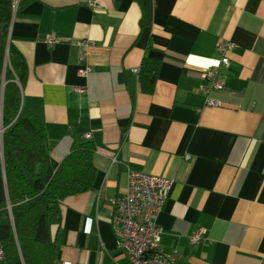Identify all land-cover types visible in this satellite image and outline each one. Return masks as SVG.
<instances>
[{"label": "crops", "instance_id": "1", "mask_svg": "<svg viewBox=\"0 0 264 264\" xmlns=\"http://www.w3.org/2000/svg\"><path fill=\"white\" fill-rule=\"evenodd\" d=\"M9 36L52 167L74 136L96 148L92 189L66 197L52 226L56 264H131L112 222L130 170L171 179L156 222L161 246L180 252L174 264H264V0H31ZM216 40L233 43L226 67ZM148 42L166 56L147 93L131 70ZM213 66L224 87L204 94Z\"/></svg>", "mask_w": 264, "mask_h": 264}, {"label": "trees", "instance_id": "2", "mask_svg": "<svg viewBox=\"0 0 264 264\" xmlns=\"http://www.w3.org/2000/svg\"><path fill=\"white\" fill-rule=\"evenodd\" d=\"M29 1L0 0V264H56L58 243L51 229L62 224V201L91 190L97 173L95 144L80 136L53 168L47 127L22 105L27 65L9 26L16 9ZM165 56L148 42L137 78L125 71L118 78L126 84L136 78L142 91L151 92Z\"/></svg>", "mask_w": 264, "mask_h": 264}, {"label": "built area", "instance_id": "3", "mask_svg": "<svg viewBox=\"0 0 264 264\" xmlns=\"http://www.w3.org/2000/svg\"><path fill=\"white\" fill-rule=\"evenodd\" d=\"M94 8L97 4L90 2ZM45 41L52 45L57 42L52 36ZM233 43L216 40L214 48L220 55L219 64L228 66L229 58L227 52L232 49ZM89 68L79 70L81 74H88ZM132 73L138 74L139 67L132 68ZM204 75L210 82L209 86L200 87L201 92L208 94L210 89H222L224 87L221 79L219 66L208 68ZM208 104L215 103L207 97ZM0 129V133H1ZM86 138L90 134H85ZM188 157V155L186 156ZM171 186V179L152 173L130 170L128 174V186L125 192L113 199L114 213L113 224L117 237L116 243L127 255L131 264H174L180 257L176 249L167 251L161 246L163 228L156 222V216L161 210L168 190ZM189 238L196 242L200 234ZM3 253L0 249V259Z\"/></svg>", "mask_w": 264, "mask_h": 264}, {"label": "water", "instance_id": "4", "mask_svg": "<svg viewBox=\"0 0 264 264\" xmlns=\"http://www.w3.org/2000/svg\"><path fill=\"white\" fill-rule=\"evenodd\" d=\"M3 86H4V83H2V90H3ZM1 97H2V91H1L0 99ZM0 109H1V105H0Z\"/></svg>", "mask_w": 264, "mask_h": 264}, {"label": "rangeland", "instance_id": "5", "mask_svg": "<svg viewBox=\"0 0 264 264\" xmlns=\"http://www.w3.org/2000/svg\"><path fill=\"white\" fill-rule=\"evenodd\" d=\"M2 84L0 83V92H1V90H2V86H1Z\"/></svg>", "mask_w": 264, "mask_h": 264}, {"label": "bare ground", "instance_id": "6", "mask_svg": "<svg viewBox=\"0 0 264 264\" xmlns=\"http://www.w3.org/2000/svg\"><path fill=\"white\" fill-rule=\"evenodd\" d=\"M113 222V221H112ZM114 225V224H113Z\"/></svg>", "mask_w": 264, "mask_h": 264}]
</instances>
